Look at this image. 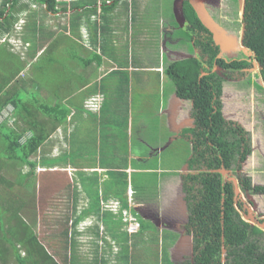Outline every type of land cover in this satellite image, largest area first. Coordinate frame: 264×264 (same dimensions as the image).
<instances>
[{
	"label": "crops",
	"instance_id": "obj_1",
	"mask_svg": "<svg viewBox=\"0 0 264 264\" xmlns=\"http://www.w3.org/2000/svg\"><path fill=\"white\" fill-rule=\"evenodd\" d=\"M175 1L176 0L173 2L172 10L176 21H169L167 24L160 27L159 34L153 30L154 27L149 25L151 23L148 22L154 16V8L156 7L157 10H160L165 0H74L69 2L62 11L57 13L48 11L46 3L40 4L34 1L28 2V0H20L21 3L28 2V6L26 9L15 14L10 24V27L14 29V34L18 37L19 44H22L23 41V45L30 48L35 44V48L33 50L31 49L32 55H29L31 64L35 59H38L40 53L48 50L51 43L55 40L58 41V43L61 42V48L69 42L75 45V47L72 46V50L64 54L61 60L62 69H60V66L58 68L61 72L59 75L55 76V80H59L60 78V81L50 85L54 95L44 88H35L34 93L37 97L44 98L41 95V90H44L46 95L45 98L51 97V102L60 99L63 105L70 110L66 122L55 129L44 143L46 147L44 153L41 155L46 157L47 148L51 150L50 147L53 142L52 148L56 149L57 153L51 156V154H49L50 152H48V155L53 158L60 156L63 158V155L66 157L69 153L71 154L76 151V149H73L75 145L71 143V138L75 132L76 126L79 125V118L87 116L88 113L94 114V118L97 120L95 127L91 128L93 131L96 129V139H99L101 131L105 130L111 131L116 135L120 132L122 133L120 137L125 139L124 147L126 149L125 154H122V156H119L115 151L114 143H112L113 140L106 141L104 145L97 144V152H101L103 148H106V150L109 151L108 155L113 158V161L111 158L108 162H105L102 157H100L101 159L98 165L94 167H83L87 168L89 172L83 171L84 169H82L81 172V168L78 165L69 164L68 161L65 160L66 158H63L61 164H56L57 166H62V171L68 172V170H71L76 172L77 177L81 181H77L78 186H76V188L78 191L72 190L71 193V196H74L76 193V198H82V201L86 202H81L84 207H79L82 213L79 210L77 211L78 214L82 215L85 211H88L91 203L95 201L93 197L95 198L97 195L99 212L101 214L107 212L111 213L110 219L113 220L114 226L111 230L117 235L121 234V237L126 236L127 251L132 249L134 244V247L137 248L140 241L144 240V235H147L149 238L150 232L159 235L164 230H168L170 234H168L166 238L170 239V243L166 244V248L169 254V262L171 263H177L176 261H182L192 256L193 243L192 236L185 235L180 228V225L185 221L186 215L184 203L181 201L180 197L181 194L177 193L178 186L181 183L180 177L178 178L176 175L164 176V180L162 177H159L160 172L165 175H169L167 173L176 174L179 169H161L159 167V156L167 147L164 146V142L169 140L168 143H170L176 138L182 139V136L174 138L172 136L173 133L176 132L181 134L183 129L186 131V128L192 126L194 120L190 115L191 102L186 99L178 98L175 93V87L172 88L171 84L168 86L164 83L167 76L164 70L175 60L186 59L185 57L190 58L197 54L195 50L197 47L194 46L190 34L186 31L190 28L191 15L186 16L183 11V20L176 17ZM183 1L184 0H181L182 10L184 9ZM75 2H77V5H75ZM9 8L10 6H7L6 12L9 11ZM37 12L44 14V17L47 16L46 20L49 19L51 25L55 24L52 25L53 28H59V25L54 23L56 17H60V21H62L61 29L58 30L62 33L57 31L54 35H48L46 33L41 34V40L47 42V44L39 45V47L36 37L41 25L39 26L37 19H35L38 15L36 14ZM186 20L188 25L185 24ZM27 21L31 23L28 30L25 28ZM3 24L4 20H0V25ZM33 28H35L34 33L32 32ZM15 30H19V32L17 33ZM23 30L29 32L30 36L19 37L22 34L24 35V33H22ZM9 31H0V44L7 45L5 41L8 39H10V41L16 40L11 38L12 34ZM59 35L61 36V40L58 39ZM151 40H153V42ZM157 43L159 44V53L162 52L167 55L169 59V63H167L166 66L161 65V63H159L158 66L151 65L150 53L154 52V50L151 51L150 46ZM188 44L193 47L189 49L187 47ZM88 45H90V48ZM122 45L126 49L121 53L114 49L116 46L121 48ZM134 45L137 47V54H132L131 58H126L129 46ZM8 49L11 50L12 48L10 47ZM92 50L101 54L99 63L97 60L91 61V59H89ZM59 57L61 58V56ZM67 58L69 62L66 67L63 68ZM88 62L90 63L87 64ZM80 67H82L83 70H79ZM21 69L23 68L20 67L19 70L14 72L15 77L13 79L9 77L8 81L5 82L8 83L5 88H9L13 82L23 78L31 80V85L28 88L34 91V89H32V79H37L31 76L19 77ZM95 70H97V75L94 79L91 75ZM154 73L158 74L160 84V103L157 105V115L147 116L145 110L143 117L134 118L133 115H129L127 109L123 110V116L117 114L115 107L122 106L119 102L120 95L127 94L132 98L133 95L137 93L136 90L138 92L145 90L144 88H146L150 81V77H152ZM167 80L172 81L169 77ZM61 82L64 84H61ZM21 85V83H18L17 86L20 87ZM110 89H113V92L108 94L107 92ZM117 95L119 98H115ZM91 96H96L98 98L100 103V108L98 110L90 111L85 108L86 100ZM148 99L150 100V98L143 99V101L141 100L143 107L148 103ZM70 100L73 104L70 103ZM136 100L139 99L136 98L131 100V102L134 103ZM107 109L109 113L104 112V110ZM158 117H161L163 128L165 127L163 132L165 136L162 138V141H159L158 135L152 140L147 138L148 134L155 130L154 125L150 126L151 122ZM102 122L105 125H101ZM112 124L113 129L111 128ZM108 135L110 134H106V136ZM50 138L53 139L50 140ZM146 139L150 142L147 143ZM117 140L120 141L119 139ZM184 140L187 142V139ZM48 143L49 145L47 146ZM187 143H189L190 147V142ZM144 147H146V149H143ZM41 148L38 152L42 150ZM115 158H118L120 164L123 165H115L117 162ZM154 159H156V166L151 167V161ZM183 163H185V161H183L182 164ZM36 168H39V165H37ZM53 168L42 167L43 171ZM83 172H87L84 177L79 175V173ZM120 172L125 173V176L121 175ZM153 172L158 174V182L156 184V189L152 186H148L155 190L148 193L147 189L142 190L140 188L139 181H134V174L138 173L145 175ZM144 177L146 178V176L142 178ZM82 178H89L90 181L96 179V181L91 185L89 181L82 182ZM111 179L113 185L109 186L108 183ZM124 179L126 180L124 187L120 186L117 188V181H122ZM102 184H107V186L104 187ZM161 186L171 191H168L167 195H161ZM113 189L115 190L113 191ZM173 190L177 191L176 194ZM81 194L83 195L82 197L80 196ZM113 201L122 204L126 209V215H129L130 218L140 224L138 230L129 232L127 226L126 230H124L122 226L120 227V224L114 223V221L118 219V215L115 214L114 210L110 212L105 209V206L110 202L113 203ZM74 204H76V202H74ZM76 207H78V204H76ZM96 208L97 204L94 203V208L86 213L85 216H96ZM165 208H169L171 211V216L168 217L169 221L155 222L151 217H155L156 213H162V210ZM73 213H76V211H73ZM85 219H83V221ZM95 219L97 220L96 224L100 222L99 219ZM142 220L146 221L151 227L146 228L141 223ZM107 227L109 228V226H103L102 223L100 227L96 225L93 228V232H91L93 233L92 236H94L92 237L93 241L96 235H101V230L104 229L105 232ZM142 230H145L143 234L141 233ZM157 237L161 236L159 235ZM117 238L119 237L117 236ZM115 239H110V242L113 243L114 249L117 250ZM75 241V246H77V240ZM72 242L71 240L67 245L73 246ZM159 244H163V242H159ZM132 261L133 259L131 262ZM125 262L126 264L130 263L128 256L126 261L121 264H125ZM169 262L166 261V264H169Z\"/></svg>",
	"mask_w": 264,
	"mask_h": 264
},
{
	"label": "rangeland",
	"instance_id": "obj_2",
	"mask_svg": "<svg viewBox=\"0 0 264 264\" xmlns=\"http://www.w3.org/2000/svg\"><path fill=\"white\" fill-rule=\"evenodd\" d=\"M2 2L3 0H0V6ZM173 2L174 0H165V3H163V6L161 7L160 10L159 9L157 10L156 7L154 8V16L151 18V20H149L148 23H151L149 25H152L154 27L153 30L157 34H159V29L164 24H167L169 21L170 22L176 21L172 10ZM65 6L66 3H63V7ZM58 12H60V10ZM36 14L38 15L35 17V19H37L38 25L39 26L41 25V27L38 29V35L36 37L39 47V45L41 46L47 44V42L41 40L40 35L44 33L48 35H54L55 32L61 29L62 21H60V17H56L54 23H57V25H59L58 26L59 28H53L52 25L55 24L51 25L49 19L46 20L47 16L44 17V14H41L39 12H37ZM30 24L31 23L27 21L25 28H29ZM239 26L240 25L238 23L235 24L236 29H239ZM9 32H11L12 34L11 38L16 40L14 41H10V39L6 40L5 43L9 46L5 44H0V85L1 86L8 81L9 77L12 75V73L15 72L16 69H19L20 65L23 66V69H21L20 71L21 74L19 75V77L31 76L39 79L42 83H47V84H54L60 81V78L58 81L55 80V76L59 75L61 72V70H59L58 67L60 66L61 67L60 69H62L61 60L65 53H67L69 50H72V46L75 47L73 43L69 42L67 45L61 48V42L58 43V41L55 40L51 43L49 49L44 51L43 53H40L38 59H35L34 62L31 64L30 62L31 58L28 55L29 47L28 46L25 47V45H23L22 39H21L22 44L19 45L18 37L17 35L14 34V29L11 28ZM18 32L19 30L17 31V33ZM58 32L62 33L61 31ZM22 33H24V35L22 34L19 37H24V36L26 37L27 35L30 36L29 32H25V30H23ZM238 36L235 37L237 38V41L239 39ZM58 39L61 40L60 35ZM151 41L153 42V40ZM10 47L12 48L11 50L8 49ZM88 47L90 48V45H88ZM187 47L191 49L193 46L191 47V45L188 44ZM34 48H35V44H33L31 49L33 50ZM150 48L151 51L154 50V52L150 53L151 65L158 66L159 63H161V65L166 66L167 63H169V59L167 55L163 54L162 52L159 53L158 43L150 46ZM114 49L117 52L120 51L119 53H121L126 48L123 47L122 45L121 48H119V46H116L114 47ZM136 51H137V47L135 45L129 46V51L126 58L128 57L131 58L132 54L136 55L137 54ZM20 52H23V54H20ZM235 52H238V55H240L241 57L248 56V54H246L240 48L237 49ZM59 56H61V58H59ZM54 60L55 63L53 62ZM68 62L69 60L67 58L65 60L64 63L65 65L63 68L66 67ZM257 69L258 67L257 68L253 67L249 71L250 75L247 76L246 79L243 80L240 79L239 81H223L222 82L223 93L221 99H222V113L224 114L227 121L230 120L236 121L242 127V130L243 129L246 130L249 138V144H250L249 146L251 149L250 155L247 156L245 162L241 161L240 155L236 154L232 167L234 170L235 167L240 168L238 171L242 176V178H251L254 180L255 184L262 185L264 184V86L260 82V78H261L260 72ZM79 70H83L82 67H80ZM96 72L97 70H95L94 73L91 75L93 76L94 79L97 75ZM167 78L168 77L166 76L165 79L166 81L164 83L168 86L171 84L172 88H174L175 87L174 82L167 80ZM61 84L64 83L61 82ZM159 86L160 84H159L158 74L154 73V75L150 77V81L147 84L146 88H144L145 90L139 92L136 90L137 93L134 94L132 98H130V96L127 94L120 95V98L118 95L115 96V98H119V102L122 105L119 107H115V109L117 110L116 113L122 115L124 113L123 110L127 109L129 115H133L134 118H137L140 116L143 117L145 114L144 111L146 110L147 116H156L158 110L157 105L160 103ZM12 87L17 88V85H13L12 83ZM112 92L113 89H110L107 93L110 94ZM41 95L42 97H46L44 90L43 91L41 90ZM135 97L139 99L140 102L139 100H136L134 103H132L131 100L136 99ZM142 98L144 100L146 98H150V100L148 99V103L144 107L141 103V100L143 101ZM70 103L73 104L72 101ZM235 110H237L240 113L239 119L236 117V114L238 113L236 111L235 114ZM104 112L109 113V110L108 109L104 110ZM13 120L12 122L6 121L7 125L16 127ZM78 121H79V125L76 126L75 132L73 133L71 138V143L72 144L74 143L75 145V148L73 147L72 148L74 150L76 149V151L72 152L71 154L69 153L68 155H66V157L65 155H63V158H66L65 160L68 161L69 164L78 165L81 168L80 169L81 172L82 169H84L83 171L89 172L87 168H83V167H94L95 165H98L101 159L100 157H102L103 161L108 162L112 158L108 155L109 151L106 150V148L105 149L103 148L101 152H97L98 150H96L97 144L104 145L105 142L108 140H113L112 143H114V149L119 154V156L125 154V149H126L124 147L125 139L120 137L122 133L119 132V134L116 135L113 134V132L111 131L105 130V131H101L99 139H96V129L94 131L91 129L95 127L97 122V120L94 118V114L88 113L87 116L79 118ZM101 125H105V124L102 122ZM152 125L155 126V130L153 132H150L147 138L152 140L155 139V137L158 135L157 137L159 141H162V138L165 136L163 134L165 127L163 128V122L161 117H158L153 122H151L150 126ZM236 125L239 126L238 124H235V126ZM111 128L113 129V124L111 125ZM106 134H110V135L106 136ZM52 139L53 138H50V140ZM117 139H119L120 141H118ZM146 142L148 143L150 141L146 139ZM168 142L169 140H166L164 142L165 143L164 146L167 147L163 150L162 154L159 156V167L161 169H173V168L178 169L186 165V163L182 164V162L185 161L190 154L189 144L184 139H180V138H176L174 141L170 142L171 144L169 143L167 145ZM53 143H51V147H50L51 150L53 149L52 148ZM48 145L49 143L47 144V146ZM1 147H3V143L0 137V148ZM143 149H146V147H144ZM51 150L47 148L46 151L47 155L46 157L45 156L43 157L52 159L53 157L51 156H54L57 153V150L53 149L52 152ZM48 152H50L49 154H51V156L48 155ZM43 153L44 150L42 149L37 154L31 155L30 159L35 161L37 165H39V168H35L29 177L25 178L23 181L19 183L16 182L18 174H25L24 172H26L25 171L26 168H24V166H20L19 163L14 164L13 166L11 165L10 162L7 163L0 170V174L8 181L14 183L11 185V188L13 192L16 193L15 199L21 200L19 203L23 204V208L20 211V216L30 225L35 236L44 246L46 252L49 255H51L53 262H55L56 264H121L124 263V261H126L124 257H122V254L123 255L126 254L125 256H128L130 262L129 264H166V261L169 262V254L167 253V248H166V244L170 243V239L166 238V236L170 234L168 230H164L163 232H161L159 234L161 237H157L159 235H157L154 232L149 233V238L147 237V235H144V240L140 241L137 248L134 247L135 246L134 244L133 246L134 248L132 247V249L127 251L126 240L122 241L119 238L115 239V246L117 247V250L114 249L113 243L110 242V239H113V232L111 228H114L113 220L110 219L111 213L107 212L105 214H101L98 211L96 212V216H97L96 217L95 215L85 216L86 213H88L90 210L85 211L82 214V217L83 219L85 218L88 219H85L83 221L84 223H81V226L84 227L82 229L84 230L78 229L77 227L80 226L76 227L74 224L75 217L73 216L75 213H73V211H79L80 210L79 207H84V205H82L81 202L83 203L86 202L82 201L83 200L82 198L79 197L76 198L77 196L76 193L74 195L75 196L74 198V196H71V193L72 190L73 191L77 190L76 188V186H78L77 181H80V179L77 177L76 172H73L71 170H68V172L62 171L61 168L62 166L61 167L56 166L53 169L43 171L41 167L42 166L41 161L39 159L40 156H42L41 154ZM1 154L2 153H0V161H2ZM116 159L117 162L115 163V165L118 166L123 165L120 164L118 158H115V160ZM111 160L113 161V158ZM238 164L239 166L237 167ZM155 166H156V159L151 161V167H155ZM87 172L79 173V175L84 177L86 175L85 173ZM143 176H146V178L147 177L148 178L147 179L145 177L142 178ZM164 176H165L164 173L161 172L159 173V177H162L163 180H164ZM157 178H158V174L154 172L147 173L145 175L138 173L134 174V181L135 180L139 181L140 188L142 190L147 189L148 193L155 191L148 186H152L156 189V184L158 182ZM81 180L82 182L89 181L91 185L96 181V179L90 181L89 178L86 179L82 178ZM102 185L104 187L107 186V184H102ZM108 185L109 186L113 185L112 179L110 180ZM114 190L115 189H113V191ZM8 191L9 190L6 188V185L4 184L1 185L0 183V208H3L6 202L5 199L8 201V197L12 195V192L11 191L8 192ZM80 196L82 197L83 195L81 194ZM257 196L258 197H254L256 198L258 205V209H257L258 211L256 210V214L262 215L264 214V197L262 195H261L262 197H260L259 195ZM93 199L96 200V197L95 198L93 197ZM74 202L78 204V207H76V204H74ZM246 205L248 204L246 203ZM246 205L244 206V208L246 207ZM90 207L91 209L94 208V202L91 203ZM117 207H118L117 202L113 201V210H117ZM250 211L251 210H249V212ZM240 212H241L240 215L241 217L244 216L245 219H249L244 214L245 212L242 211L241 208H240ZM92 217L99 219L100 223H102L103 226L106 225L109 226V228L107 227L105 232L104 229H102L101 235L98 234L94 238V241L89 240L87 242L89 236L94 237L92 236L93 233H91L93 232L94 227H91L90 225L91 224L96 225L97 220ZM80 220L82 219L80 218ZM129 222L130 219H128L127 223ZM114 223L120 224V227L122 226V228L126 230V226L121 225L122 221L120 216L116 221H114ZM141 223L146 228L151 227L144 220H142ZM6 226L7 225H5V227ZM4 232L6 231H4L3 229V231H1V235ZM65 232L67 233L66 235H64ZM143 232H145V230L141 231L142 234ZM74 234H75V240H77V246L67 245V243H69L72 240V236ZM254 239L256 240L255 237ZM256 241L258 245L263 244L264 246V235L258 237ZM159 242H163V244H159ZM17 249L19 250L21 256L25 254L23 247H21L20 245H17ZM173 258L175 259L174 256ZM132 259L133 261L131 262ZM176 262H180V261H176ZM8 264H15L12 256H9Z\"/></svg>",
	"mask_w": 264,
	"mask_h": 264
},
{
	"label": "trees",
	"instance_id": "obj_3",
	"mask_svg": "<svg viewBox=\"0 0 264 264\" xmlns=\"http://www.w3.org/2000/svg\"><path fill=\"white\" fill-rule=\"evenodd\" d=\"M28 1L46 3L48 11L52 12H57V6L58 9L63 7V3L58 4L56 0ZM7 6H10L8 12H6ZM27 6V3H21L20 0H3L0 6V20H4V24L0 25V31H9L11 19ZM183 11L186 16L191 15L187 13L191 11L189 5L185 4ZM244 23V45L251 50L261 65V75L264 81V0H245ZM32 32H35V28ZM193 44L200 50L201 57L193 56L175 60L164 70L174 82L177 97L191 102L190 115L194 120V128L189 132L193 136L194 144L191 158L188 160L189 166L203 163L208 169H216L223 163L225 168H229L236 154L240 155V159L243 160L249 153V138L244 136L240 126H233L232 122L225 120L222 116L223 79L211 69L214 66L240 69L246 68L249 64L244 60L225 62L217 58V50L212 48L211 44L196 41H193ZM28 55H32L30 47ZM204 57H207V60ZM100 58V53L91 51L89 57L91 61L97 60L99 63ZM53 62L55 63V60ZM20 67L23 68L21 65ZM17 70L19 69L15 71ZM10 77L13 79L15 73H12ZM30 81L23 78L16 80L13 85L22 84L17 88L11 85L6 89L5 86L8 83L0 85V112L7 104H11L13 111L9 115L16 125V127L8 126L6 121L0 122V137L3 143V147L0 148V153H2L0 170L9 162L12 166L17 163L24 166L26 172L18 174L16 180L18 183L29 177L37 166V163L30 159L31 155L37 154L41 147L45 149L46 144L44 143L55 129L66 122L70 112L60 99L51 102V97L41 98L34 93L35 88H44L54 95L53 89L50 88L53 84L32 79V89H34L32 91L28 88L31 85ZM26 133L29 136L20 141ZM39 159L41 167L44 168H53L57 166L56 164L63 162L61 157L49 159L42 155ZM120 174L125 176L123 172ZM182 180L183 190L188 194L187 199L189 200L185 230L193 236V263L222 264L221 247L224 246L226 249L225 264H264V247L261 248L256 241L257 236L263 233L256 226H251L240 218L233 203L232 184L224 183L218 173L207 172L200 175L199 186L194 193L192 189L195 177L188 174ZM240 182L246 189H251L248 178H241ZM0 183L6 185L8 192H12L8 201L5 199L3 208H0L1 264H8L9 256L13 257L15 264H56L37 239L30 225L20 216L23 204L19 203L21 200L15 199L16 193L11 188L14 183L5 179L1 174ZM125 183V179L117 181V188L124 187ZM253 190L257 193H264L262 186H256ZM98 202L96 195L95 213L99 211ZM89 210H92L91 207ZM3 229L6 232L1 235ZM66 234L65 232L64 235ZM120 235L113 233V239L118 236L120 240H126V236L121 237ZM72 241L75 245V234L72 236ZM17 245L23 247L25 253L23 256L19 253ZM125 255L122 254V257L126 260ZM169 264L176 263L169 262ZM180 264H191V262L186 260Z\"/></svg>",
	"mask_w": 264,
	"mask_h": 264
},
{
	"label": "flooded vegetation",
	"instance_id": "obj_4",
	"mask_svg": "<svg viewBox=\"0 0 264 264\" xmlns=\"http://www.w3.org/2000/svg\"><path fill=\"white\" fill-rule=\"evenodd\" d=\"M72 1H74V0H65V1L56 0V2H58V4L66 3V6L69 2H72ZM183 2H184V5L185 4L189 5L191 8V12L187 11L188 14L191 13V23L189 24L190 28L186 31H188V33L190 34V37L192 38L193 41L203 42L205 44H211L212 48L217 50V58L223 59L225 62H230L232 60H244L249 64L246 68L242 67L240 69L222 68L220 66H217V67L214 66L211 69L212 71H214L218 76H220L223 79V81H239L240 79H242V80L246 79L247 76L250 75L249 71L253 67L254 68L258 67L257 70L260 72V77H261L260 81L261 80L263 81L262 75H261L262 67L257 62V60L255 59V55L241 57L240 55H238V52H235L239 48L243 49L241 47V40L243 42L244 31H245V23H244L245 0H184ZM243 4H244V9H242ZM56 8H57V12L59 10L60 11L63 10V8L58 9V6ZM53 13H56V12H53ZM187 20L185 23L186 25H188ZM236 23H238L240 25L239 29H236V27H235ZM238 35H240V36H238ZM236 36L239 37L238 41H237V38H235ZM243 45H244V42H243ZM195 50L197 51V54H195V56L201 57L200 56V54H201L200 50L198 48H196ZM222 55H224V56H222ZM204 59L207 60V57H204ZM215 70H217V71H215ZM263 86H264V84H263ZM221 97H222V94H221ZM235 107H237V106H235ZM236 111L237 110H235V114H236ZM221 113H222V99H221ZM237 113L238 114H236V117L239 119L240 113L238 111H237ZM190 114H191V111H190ZM222 116L224 117L225 120H227L223 113H222ZM230 121L233 122L232 123L233 126H235V124L239 125V123L236 121H233V120H230ZM193 128H194V123L192 124L191 127L186 128V131H185V129H183L181 134L174 132L172 135L174 138L182 136V139H187V142H190V144H191L190 154L185 160L186 165L181 167L182 169L178 168L179 170H177L178 172L176 173V176L178 178L180 177V180H181V183L178 186V192L173 190L175 192V194H176V192L181 194L180 195L181 201L184 203V208L186 211L185 221L183 222V224L180 225L181 231H183V233L185 235H191L192 236V234L187 233L185 230V225H186V222L188 219L189 200L187 199L188 194L183 190L182 178L184 176H187L188 174H191V176L195 177V183H194L193 189H192V192L195 193L196 188L199 186L198 184H199L200 175L205 174L207 172H210V173L220 174L224 183L229 182L232 184L233 203H234V207H235L236 211L238 212L239 216L241 215L240 208L242 209V211L245 212L244 214L246 216H249V214H251L253 216L252 221L249 219H245L244 216H242V217L240 216V218L244 222L249 223L251 226H256L257 228H259L262 231L263 234L257 236V238L264 235V228L262 227V226H264V214H262V215L256 214V210L258 209V205H257L256 198H254V197H258L257 195H259L260 197H262V196L264 197V193H260V192L257 193L253 190V188H255L256 186H262L264 184H262V185L255 184L253 179L248 178L251 189H249V188L246 189L240 182V179L242 178V176L240 175V173L238 171L240 168L235 167V170L233 169L232 166H231L232 168L231 167L225 168L223 163H221L220 167H218L216 169H208L203 163L193 164L190 167L188 160H190L191 155H192L194 139H193V136L190 134L189 130L193 129ZM243 132H244V136H246V138H248L246 130L243 129ZM229 137H231V136H229ZM249 150L251 151L250 146H249ZM250 151L248 154L245 155L244 159L241 161H243V162L246 161L247 156L250 155ZM238 166H239V164L237 165V167ZM167 174H170V173H167ZM172 175L174 176L175 174L171 173L170 175H165V176H172ZM232 178H234V180L236 181V184L233 183V181L231 180ZM161 187H162V188H160V190L162 189L161 195H167L168 191H171V190L165 189V187H163V186H161ZM262 187H264V186H262ZM235 188L238 189L237 193L235 191ZM246 203L248 205H246ZM245 205H246V207L244 208ZM248 207H249V209H248ZM249 210H251V211L249 212ZM162 211H163L162 213H160V214L156 213V216L151 217V218L153 220H155V222L156 221H162V222L163 221H165V222L169 221L168 217L171 216L170 209L165 208ZM80 212L82 213L81 210H80ZM73 217H75V220H74L75 226L76 227L80 226V224L82 223V220H83L82 215L78 214V212L76 211V213L74 214ZM80 218L82 220H80ZM122 225L127 226V223L126 224L122 223ZM97 226L100 227L101 223L99 222ZM139 226H140V224H139ZM89 240L93 241V238L91 236H89V239L87 240V242ZM260 245L262 246V247L260 246L261 248L264 247L263 244H260ZM177 259H178V257H177ZM186 260H190L191 264H194L193 263V255L189 256V257L185 258L184 260L177 262V263L180 264L181 262L186 261ZM221 261H222V264H225V262H226V249L224 248V246L221 247Z\"/></svg>",
	"mask_w": 264,
	"mask_h": 264
},
{
	"label": "bare ground",
	"instance_id": "obj_5",
	"mask_svg": "<svg viewBox=\"0 0 264 264\" xmlns=\"http://www.w3.org/2000/svg\"><path fill=\"white\" fill-rule=\"evenodd\" d=\"M61 1H65V0H61ZM243 9H244V7H243ZM86 103L88 105L87 110L95 111V110H98L100 108L99 103H98V98L96 96L89 97L86 100ZM11 120H13V119L10 117V115H8L3 121H11ZM117 205H118L117 210H114V212L116 215H118V218L120 216L121 220H128V219H130V221L133 220L132 218H130L129 215H126V213H125L126 209L123 207L122 204L117 203ZM97 225H98V223H97ZM138 229H139V226L135 230H138ZM135 230H133V231H135Z\"/></svg>",
	"mask_w": 264,
	"mask_h": 264
},
{
	"label": "water",
	"instance_id": "obj_6",
	"mask_svg": "<svg viewBox=\"0 0 264 264\" xmlns=\"http://www.w3.org/2000/svg\"><path fill=\"white\" fill-rule=\"evenodd\" d=\"M175 15H176V17H178V18H181V20H183V10H182V4H181V0H176L175 1ZM243 7H244V4L242 5V9H243ZM180 16V17H179ZM241 47L243 48L242 50L246 53V54H248V56H250V55H254L252 52H251V50H249L247 47H245L244 45H243V42H242V40H241ZM185 58H189V57H185ZM261 82V84H264V82L261 80L260 81ZM169 144V143H168ZM232 181H233V183L234 184H236V181L234 180V178H232L231 179ZM235 191H236V193L238 192V189L237 188H235ZM248 218H249V220H251L252 221V215L251 214H249V216H247ZM263 228H264V226H262Z\"/></svg>",
	"mask_w": 264,
	"mask_h": 264
},
{
	"label": "built area",
	"instance_id": "obj_7",
	"mask_svg": "<svg viewBox=\"0 0 264 264\" xmlns=\"http://www.w3.org/2000/svg\"><path fill=\"white\" fill-rule=\"evenodd\" d=\"M13 111V107L11 104L6 105L0 112V122L3 121L11 112ZM29 134L26 133L23 135L20 139L22 141L25 137H28ZM139 226L138 222H135V220H131L128 225V231L132 232Z\"/></svg>",
	"mask_w": 264,
	"mask_h": 264
},
{
	"label": "clouds",
	"instance_id": "obj_8",
	"mask_svg": "<svg viewBox=\"0 0 264 264\" xmlns=\"http://www.w3.org/2000/svg\"><path fill=\"white\" fill-rule=\"evenodd\" d=\"M29 2V1H28ZM28 2H26V3H28ZM86 43V42H85ZM19 45H21V44H19ZM18 46V45H17ZM19 47V46H18ZM25 47H27V46H25ZM15 49H18V48H15ZM20 54H23V52H20ZM98 103H99V100H98ZM100 104V103H99ZM8 105V104H7ZM87 103H85V108L87 109ZM105 209L106 210H109L110 212H113V203L112 202H110V203H108V205H106L105 206ZM128 222V220H122V223H124V224H126ZM82 223H84L83 222V220H82ZM129 225V223H127V226ZM91 227H95L96 225L95 224H91L90 225ZM91 227H89V228H91ZM82 228H84V227H82L81 226V224H80V227H78V229H81V230H84V229H82ZM89 228H87V229H89ZM79 233V232H78Z\"/></svg>",
	"mask_w": 264,
	"mask_h": 264
}]
</instances>
